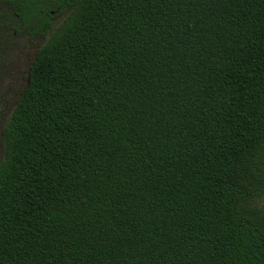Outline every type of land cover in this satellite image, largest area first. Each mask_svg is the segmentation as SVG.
<instances>
[{"label":"trees","instance_id":"16d2710c","mask_svg":"<svg viewBox=\"0 0 264 264\" xmlns=\"http://www.w3.org/2000/svg\"><path fill=\"white\" fill-rule=\"evenodd\" d=\"M261 197L264 0H71L1 130L0 264H264Z\"/></svg>","mask_w":264,"mask_h":264},{"label":"flooded vegetation","instance_id":"af4514ba","mask_svg":"<svg viewBox=\"0 0 264 264\" xmlns=\"http://www.w3.org/2000/svg\"><path fill=\"white\" fill-rule=\"evenodd\" d=\"M70 1L30 0L28 3L23 0H0V32L9 33L11 31L12 37L24 34L27 38L23 46L29 51L32 50L33 43L38 42L39 45L31 53L32 61L37 48L69 12ZM22 16L31 18L23 20ZM36 28L39 29L40 34L37 31L33 32L32 29ZM28 57L29 54H27V57L22 58L23 61H26Z\"/></svg>","mask_w":264,"mask_h":264},{"label":"rangeland","instance_id":"374dc122","mask_svg":"<svg viewBox=\"0 0 264 264\" xmlns=\"http://www.w3.org/2000/svg\"><path fill=\"white\" fill-rule=\"evenodd\" d=\"M26 38L24 34L12 37L11 31L0 32V156L2 127L26 86L31 53L39 45L34 42L32 50L29 51L23 46ZM27 54L28 59L23 61L22 58L27 57ZM258 206L264 211V198L258 200Z\"/></svg>","mask_w":264,"mask_h":264}]
</instances>
